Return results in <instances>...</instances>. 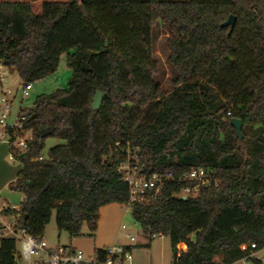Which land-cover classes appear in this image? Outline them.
<instances>
[{
	"label": "trees",
	"instance_id": "obj_1",
	"mask_svg": "<svg viewBox=\"0 0 264 264\" xmlns=\"http://www.w3.org/2000/svg\"><path fill=\"white\" fill-rule=\"evenodd\" d=\"M158 21L170 30V93L154 79ZM64 53L68 88L25 110L35 141L11 184L24 200L3 210L17 228L41 238L56 211L59 233L95 232L101 207L130 199L119 166L131 148L144 173H173L131 211L150 237H170L173 264H232L242 245L264 248V0H0V63L25 85L54 74ZM49 138L66 143L37 160ZM199 167L217 183L182 199L195 182L181 177ZM15 247L0 236V264H15Z\"/></svg>",
	"mask_w": 264,
	"mask_h": 264
},
{
	"label": "built area",
	"instance_id": "obj_2",
	"mask_svg": "<svg viewBox=\"0 0 264 264\" xmlns=\"http://www.w3.org/2000/svg\"><path fill=\"white\" fill-rule=\"evenodd\" d=\"M8 71L9 68L0 63V143L9 145L10 159L13 162H21V156L33 146L35 133L25 125L24 108H20L16 113L12 111L16 92L4 85ZM23 93L25 96L29 95L26 90ZM121 150L124 159L119 170L122 173V181L130 187V199L125 207L127 211L131 212L136 203L147 199L149 192L154 191L157 194L166 180L173 178V173L146 174L141 166L138 149L123 148ZM36 159L43 160L45 158L41 154ZM181 180L195 182L194 187L184 189L189 192H198L201 187H208L212 183H217L211 170L204 167L192 169L185 173ZM16 219L18 220V217ZM1 223L5 224L3 219L0 220V231L2 230ZM14 226L13 229L11 225H7L9 231L0 232V236H12L16 239L15 264H124L125 261L132 258L131 250L124 246L115 245L105 250L107 256L101 260L97 253L94 256H88L77 247L50 246L43 237L37 238L25 230L17 228L16 223ZM123 228H126L125 224ZM130 238L132 241L135 240L133 235H130ZM17 242L20 243V247H18ZM241 249L248 251V254L232 264H264V257L260 256L264 252V248L258 249L256 243H251L242 245Z\"/></svg>",
	"mask_w": 264,
	"mask_h": 264
},
{
	"label": "rangeland",
	"instance_id": "obj_3",
	"mask_svg": "<svg viewBox=\"0 0 264 264\" xmlns=\"http://www.w3.org/2000/svg\"><path fill=\"white\" fill-rule=\"evenodd\" d=\"M164 1H188V0H164ZM170 36L169 28L163 24L162 22L158 21L157 24L153 27L152 32V51L154 58L158 62V72L155 74L154 79L158 82L161 87L168 93L172 92L174 89L173 80L176 77V70L174 66L169 62V50L167 46V41ZM72 76V70L68 66L67 63V55L66 53L61 55L59 67L57 71L41 80H38L30 85H25L23 83L22 78L20 77L17 71H9L6 73V80L4 85L14 92H16V98L13 101L12 111L13 113L18 112L20 108H24L28 110L32 107L36 98L44 93H51L57 88H68L69 81ZM28 91L29 95L25 96L23 91ZM66 143L65 140L58 139V138H49L46 140L45 148L42 152L43 157L46 159L48 157L49 150L57 145ZM6 151L4 159L2 163H0V185L1 181L6 174V167L13 166V168H18L19 170L22 168V163L20 161L13 162L10 159V150L9 145L7 143H0ZM4 164V165H3ZM18 170V171H19ZM197 192H189L183 190L181 195H196ZM24 200V194L20 191L13 190L11 186L8 184L3 186L0 190V209L4 207H12L18 208L21 202ZM6 209V208H5ZM1 219H3L4 223H1L2 230L0 232H7L9 229L7 225H11L12 228H15L16 218L17 215H8L6 212H0ZM0 219V220H1ZM7 224V225H6ZM126 225V228L122 227V230L130 235H134L137 238L143 236V228L135 221L130 211H127L125 218L122 221L121 225ZM130 233V234H129ZM169 238V237H168ZM45 239L50 246H57V245H65L69 243V234L68 232L64 231L61 236H59V231L57 227L56 221V211L53 212L52 219L50 223L47 225L45 230ZM18 247H20V243L17 242ZM181 245V244H180ZM181 248L182 245H181ZM184 249V248H183ZM173 255V249H172ZM260 256L264 257V252L260 254Z\"/></svg>",
	"mask_w": 264,
	"mask_h": 264
},
{
	"label": "crops",
	"instance_id": "obj_4",
	"mask_svg": "<svg viewBox=\"0 0 264 264\" xmlns=\"http://www.w3.org/2000/svg\"><path fill=\"white\" fill-rule=\"evenodd\" d=\"M5 149L0 146V163L4 159ZM4 165V164H3ZM6 174L1 181L0 190L5 185L11 186L16 180L18 168L5 165ZM20 207V206H19ZM14 208V209H19ZM5 208L0 209V212ZM127 213L124 204L110 203L104 205L100 209V219L98 228L95 232H91L87 225H84L81 235L71 237L69 235V243L64 246H73L82 249L86 255L94 256L98 249L106 250L112 246H124L131 250L132 258L124 262V264H173L172 244L170 237L164 235H155L150 237L144 231L143 236L135 237L132 241L128 234L122 230V221ZM1 219V216H0ZM59 233V236H61ZM69 234V233H68ZM130 234V233H129ZM45 239V233L43 235ZM46 240V239H45ZM182 247L184 248H181ZM179 245V249L186 250V244ZM58 246V245H57Z\"/></svg>",
	"mask_w": 264,
	"mask_h": 264
},
{
	"label": "water",
	"instance_id": "obj_5",
	"mask_svg": "<svg viewBox=\"0 0 264 264\" xmlns=\"http://www.w3.org/2000/svg\"><path fill=\"white\" fill-rule=\"evenodd\" d=\"M237 22V15L235 14H231L229 15V17L227 18L226 21H224L222 23V26H230V32H232V30L234 29L235 25ZM105 97V93L101 90H97L95 95L92 98V109L97 110L101 107L103 100ZM231 124L234 127V129L236 130V133L238 135V137L240 139H243V120L240 118H232L231 119ZM182 199H186V196H181ZM27 216H25V220H26Z\"/></svg>",
	"mask_w": 264,
	"mask_h": 264
}]
</instances>
